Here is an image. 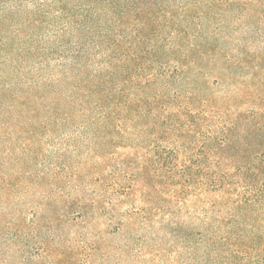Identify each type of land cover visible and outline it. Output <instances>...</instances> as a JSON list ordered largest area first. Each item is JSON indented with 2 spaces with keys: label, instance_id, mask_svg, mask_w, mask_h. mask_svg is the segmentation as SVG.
<instances>
[{
  "label": "rangeland",
  "instance_id": "374dc122",
  "mask_svg": "<svg viewBox=\"0 0 264 264\" xmlns=\"http://www.w3.org/2000/svg\"><path fill=\"white\" fill-rule=\"evenodd\" d=\"M180 31L229 57L264 52V0H0V264L254 263L209 239L208 125L184 139L101 126L94 77L111 82L127 47L163 59Z\"/></svg>",
  "mask_w": 264,
  "mask_h": 264
},
{
  "label": "trees",
  "instance_id": "16d2710c",
  "mask_svg": "<svg viewBox=\"0 0 264 264\" xmlns=\"http://www.w3.org/2000/svg\"><path fill=\"white\" fill-rule=\"evenodd\" d=\"M171 26L165 19L150 32ZM150 27L145 19L137 35L144 38ZM170 37L174 45L163 59L127 47L111 82L94 77L97 104L105 107L101 126L123 134L142 125L153 134L184 139L196 126L208 125L197 159L200 195L214 197L213 210H205L209 239L228 261L250 253L252 264H264V52L229 57L211 44L186 46L182 31ZM223 81L234 85L215 96L211 84ZM209 158L214 168L207 165Z\"/></svg>",
  "mask_w": 264,
  "mask_h": 264
}]
</instances>
